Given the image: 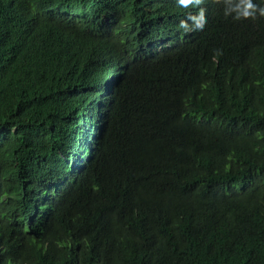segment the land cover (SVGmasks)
<instances>
[{
    "label": "trees",
    "instance_id": "1",
    "mask_svg": "<svg viewBox=\"0 0 264 264\" xmlns=\"http://www.w3.org/2000/svg\"><path fill=\"white\" fill-rule=\"evenodd\" d=\"M238 3L0 0V264H264V16Z\"/></svg>",
    "mask_w": 264,
    "mask_h": 264
},
{
    "label": "clouds",
    "instance_id": "2",
    "mask_svg": "<svg viewBox=\"0 0 264 264\" xmlns=\"http://www.w3.org/2000/svg\"><path fill=\"white\" fill-rule=\"evenodd\" d=\"M200 0H178L179 7L182 11L187 10L189 7H199ZM259 11V14L261 16H264V7L258 8V5L254 4L252 0H240V3L232 6L228 11H236L237 16L236 18L239 19L241 16L247 18V17H253L255 16L256 11ZM227 14V13H226ZM181 28H184V25L180 26ZM202 25L200 29L201 30Z\"/></svg>",
    "mask_w": 264,
    "mask_h": 264
}]
</instances>
